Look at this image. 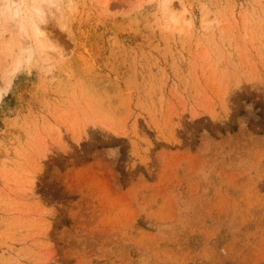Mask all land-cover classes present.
Segmentation results:
<instances>
[{"label": "rangeland", "instance_id": "1", "mask_svg": "<svg viewBox=\"0 0 264 264\" xmlns=\"http://www.w3.org/2000/svg\"><path fill=\"white\" fill-rule=\"evenodd\" d=\"M15 1L0 264H264V0Z\"/></svg>", "mask_w": 264, "mask_h": 264}, {"label": "bare ground", "instance_id": "2", "mask_svg": "<svg viewBox=\"0 0 264 264\" xmlns=\"http://www.w3.org/2000/svg\"><path fill=\"white\" fill-rule=\"evenodd\" d=\"M1 1H2V5L4 6V8H6L5 10L10 11L9 10L10 4L8 3L9 0H1ZM44 1L47 2L46 0H44ZM19 2H20V0H17V1L12 3L15 6V8H16L15 15L13 16L14 18L17 17L15 19L16 20L15 23H16V26H17L16 28L21 34H23V37H24V35L28 34V31L31 28L32 32H30V33H33L32 37H34V39H32V38L31 39L34 40V46L35 47L37 46L38 48H40L41 53L44 55L46 53V51H47V50H45L46 47L43 45L44 44L43 42L47 40V35H46V32H45V25H44V23L46 21V17H45L46 13L43 11L44 10L43 8H42L43 10L39 9L37 7L33 8L34 16H33V19L30 21L31 22V24H29L30 28H28L27 22L24 21V19H25V18H23L24 16L22 17V10L20 8L21 4ZM10 8H11V6H10ZM164 10H165L166 15H170L171 20L174 23V21H175L174 12L175 11L173 9V2L172 1L166 2L164 4ZM175 22L177 23L178 21L176 20ZM176 25L178 26V24H176ZM29 34H28V37H29ZM25 38H27V37H25ZM26 46L27 45H25V44L21 45V49H23V50L26 49V48L28 49V47H26Z\"/></svg>", "mask_w": 264, "mask_h": 264}]
</instances>
